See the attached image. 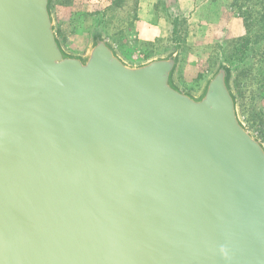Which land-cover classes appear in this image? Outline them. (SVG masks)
<instances>
[{
  "label": "water",
  "instance_id": "1",
  "mask_svg": "<svg viewBox=\"0 0 264 264\" xmlns=\"http://www.w3.org/2000/svg\"><path fill=\"white\" fill-rule=\"evenodd\" d=\"M54 0H0V264H264V143L234 71L83 52Z\"/></svg>",
  "mask_w": 264,
  "mask_h": 264
},
{
  "label": "rangeland",
  "instance_id": "2",
  "mask_svg": "<svg viewBox=\"0 0 264 264\" xmlns=\"http://www.w3.org/2000/svg\"><path fill=\"white\" fill-rule=\"evenodd\" d=\"M94 1L67 0V6L71 7L69 4L73 2L74 9L77 6L83 10L91 8ZM118 2L114 13L108 15L107 38L127 59L141 61L178 47L181 51L178 80L188 90H197L218 63H227L234 71V86L244 123L264 143V0H209L207 6L198 5L196 9L186 10L188 13L173 16L168 10L176 11L177 7L169 9L166 4V7L160 4L152 17L164 19L163 36L147 43L132 37L133 23L130 24L131 19L126 20L128 16L122 13L121 2ZM83 11L86 14L76 15L74 22L67 20V15L61 18L59 32L63 34L66 47L75 52H83L84 48L71 26L87 28L90 34L96 26V17ZM99 21L106 22L105 19ZM246 36V47L239 54Z\"/></svg>",
  "mask_w": 264,
  "mask_h": 264
},
{
  "label": "crops",
  "instance_id": "3",
  "mask_svg": "<svg viewBox=\"0 0 264 264\" xmlns=\"http://www.w3.org/2000/svg\"><path fill=\"white\" fill-rule=\"evenodd\" d=\"M113 1L114 0H95L91 8L83 9L86 12L92 13L93 14L92 16L96 17L95 21H99L100 19H102V17H104L106 22L104 26L101 27V29L103 30V33L106 37H109L107 34L108 33L107 21H109L108 15L110 13H114L116 9V7L112 5ZM72 3L73 2H70L69 4L71 5L70 7V6H67V0H54L53 10H54L55 18L57 22V32L62 40H63V34L59 32V29L61 28L60 27L61 18L64 19V17H66L67 15V20H69L70 22L71 21L74 22L76 15L86 14V13H82L84 11L80 10L77 6H76V9H74L73 7L75 6V4L74 3L72 4ZM208 3H209V0H202L200 2L198 0H177V2L176 0H123L121 2L120 8L122 9V13L128 16V19L126 20L131 19L130 24L133 23V26L131 29L132 31L131 33L133 35L132 37L136 38L139 42L147 43V42H153L156 39L163 36L162 31L164 28V24H163L164 19L163 18L153 19L152 17L153 14H156L158 12L156 9L158 5L164 4L165 7L167 5L169 9H174L173 7H177L178 10L176 11L168 10V14L173 16L174 13L175 15L176 13H179V12L188 13L186 10L190 11L193 8L196 9L198 5L207 6ZM187 5H189L188 8H187ZM166 22L168 21L166 20ZM71 27L76 30V35H78L77 37L80 38L79 39V41L81 42L80 45H82L84 48L83 50H85L89 42L90 35H91L89 33V30L87 28L79 27V25H76V24L72 25ZM70 36L72 37V35ZM73 44H76V43L73 42ZM70 50H72V48Z\"/></svg>",
  "mask_w": 264,
  "mask_h": 264
},
{
  "label": "trees",
  "instance_id": "4",
  "mask_svg": "<svg viewBox=\"0 0 264 264\" xmlns=\"http://www.w3.org/2000/svg\"><path fill=\"white\" fill-rule=\"evenodd\" d=\"M118 1H119V2H118ZM117 2H118V4H119L121 1H120V0L113 1L112 5L115 6V4H116ZM102 20H104V17H102ZM104 24H105V22L103 23V21H102V23H101V21H96V26H95L94 31L99 30V31H102V32H103V30L101 29V27H103ZM246 29H247V26H246ZM174 31H175V29H173V33H174ZM247 38H248L247 36L243 38V39H245V42L242 43V45H241V47H240V50H239V54H242V53H243L244 47H246ZM243 39H242V40H243ZM177 48H178V47H177ZM241 49H242V50H241Z\"/></svg>",
  "mask_w": 264,
  "mask_h": 264
}]
</instances>
